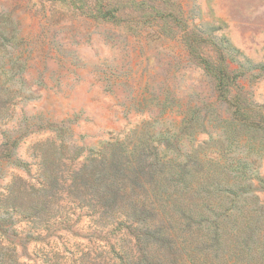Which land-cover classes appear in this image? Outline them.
<instances>
[{
	"label": "rangeland",
	"instance_id": "obj_1",
	"mask_svg": "<svg viewBox=\"0 0 264 264\" xmlns=\"http://www.w3.org/2000/svg\"><path fill=\"white\" fill-rule=\"evenodd\" d=\"M130 172L137 190L166 183L197 211L208 179L234 185L220 240L203 220L176 232L213 264H264V0H0V200L41 192L72 219L44 244L24 233L19 263L108 260L112 220L72 215L69 198L114 197ZM179 254L166 262L191 264Z\"/></svg>",
	"mask_w": 264,
	"mask_h": 264
},
{
	"label": "trees",
	"instance_id": "obj_2",
	"mask_svg": "<svg viewBox=\"0 0 264 264\" xmlns=\"http://www.w3.org/2000/svg\"><path fill=\"white\" fill-rule=\"evenodd\" d=\"M217 71L218 81L228 85L227 82L223 81L224 72L219 68ZM231 97H234L232 106L237 113L240 111L241 117L243 113H241L239 97L238 95ZM98 158L106 160V157L97 152L94 160ZM181 171L171 174V177L176 181V188L185 181V172H183L184 170ZM141 180L142 178L133 179L132 172L126 174L121 181L127 182V185L116 189L117 191L113 192L114 197L111 190L95 191L98 199H95V194L92 196L87 191L86 193L78 191L75 196L73 193L71 196L69 195V203L75 209L72 215L76 214L77 211H85L88 216L95 219L103 211L100 218L109 217L112 220L111 224L107 225L111 229L108 233L120 236L115 244L110 245V258L104 259L100 264H172L169 262V258L167 262L165 258L168 251L171 250L180 253L178 257L181 262L188 258L191 264H213L209 262V258H204L198 254L196 246L194 248L189 246L187 250V239L183 240V235L178 234L176 229H180L181 232L182 228L185 230L189 220L194 221L196 225H200L203 220L209 225V240L212 243L220 240L221 234L218 225L220 222H226L231 218L229 211L232 210L233 205L238 203L235 200L238 196L234 192L235 186L229 182L223 185L208 179V182L205 183L206 188L202 190L201 194L199 193V200H204L205 209L197 211L191 206H187L183 190L171 191L166 183L163 185V191L155 190L154 180H150L148 184H143L141 190H137L136 186L142 184ZM45 182L46 179L43 178L42 187L44 188ZM160 182L162 183L161 179ZM218 190L223 192V196H216ZM34 194L38 195L35 201L27 200L25 204L15 203L20 199L19 197L0 200V264H20L16 254L18 247H21L20 237L24 233L35 236L33 238L35 242L44 244L46 239L42 238L43 233L48 239L53 234L54 228L55 231L64 227L67 228L72 221L70 216L66 214L60 212H57L56 215L51 214V208L48 207V204L51 203L48 201L49 196L42 195L41 192L37 191L32 195ZM42 197L46 201L41 202ZM88 198L91 199L90 202H86ZM11 201L13 202L10 203ZM185 206L187 207L185 208ZM14 218H17V222H26L27 225L21 232L14 228L16 223ZM52 221H55L54 225ZM95 222L98 221L95 220ZM203 228L204 226L201 227V230ZM95 230L98 229L95 228ZM74 252L71 254L72 260L70 259L69 264L88 263V253ZM51 253L53 252L51 251ZM41 264H62V261H60L57 253L52 254L51 257L44 254Z\"/></svg>",
	"mask_w": 264,
	"mask_h": 264
}]
</instances>
